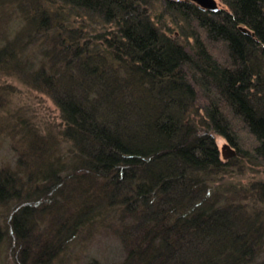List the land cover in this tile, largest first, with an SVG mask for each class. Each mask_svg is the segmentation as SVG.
<instances>
[{
  "label": "trees",
  "instance_id": "1",
  "mask_svg": "<svg viewBox=\"0 0 264 264\" xmlns=\"http://www.w3.org/2000/svg\"><path fill=\"white\" fill-rule=\"evenodd\" d=\"M219 1L0 0V20L17 24L1 28L0 74L51 98L68 155L17 120L28 158L0 171L16 264H45L111 221L120 264H264V213L221 191L230 163L215 141L264 165V0ZM66 178L75 209L56 235L30 236Z\"/></svg>",
  "mask_w": 264,
  "mask_h": 264
},
{
  "label": "rangeland",
  "instance_id": "2",
  "mask_svg": "<svg viewBox=\"0 0 264 264\" xmlns=\"http://www.w3.org/2000/svg\"><path fill=\"white\" fill-rule=\"evenodd\" d=\"M13 18L15 17L10 14L4 20H0V30L1 28H16L17 24L13 23ZM165 19L168 23V18ZM77 22L75 23L76 25L81 23ZM1 31L0 37L5 39V34L3 33L6 31ZM33 44L27 51L30 54L35 51ZM17 120H22L23 123L26 122L30 126L29 130L39 133L36 135L38 138L48 141L46 142L48 143L46 144L49 147L48 150L52 151L54 155L59 153L58 157H61V153L67 152L65 149L67 143H60L62 142L59 135L61 129L59 126L60 116L58 108L51 98L30 88L24 81H20L12 75L0 74V171L8 170L9 172L17 173L21 167L17 163V159L19 157L23 159L26 156L24 155V144H26L24 142L30 136L22 139V134L16 135L17 132L23 131V128H18L19 125H16ZM215 141L222 160H229L230 163L219 181L221 191L229 192L228 194L236 201V204L248 205L246 206L248 210H254L253 207L255 206V208L262 209L264 213V204L257 206L254 199V193L257 190L255 187L256 183L264 182V165L256 164L258 162L249 161L247 157L241 156L235 147L221 136H216ZM65 154V158L61 160L64 163L67 162L68 156L67 153ZM43 157L45 156L43 155ZM61 175L65 178V174ZM72 186L71 178H66L63 183H60V189L54 196L56 197L54 198L55 201L51 202L55 205L53 207L54 213H52L54 215L51 216L52 219L48 216L36 215L35 217L39 221L35 222V219L32 220L30 236L36 237L43 234L44 236H41L43 239L46 237L45 234L56 235L54 229L62 223L60 217L68 216L75 209L72 202L75 201L77 192ZM6 199L7 195L1 193L0 230H2V233L0 235V264H16L11 256L10 243L8 242V237L11 236V233L9 229L6 230L4 228V224L7 221L6 215L9 212L7 209L10 205H8L10 200L5 201ZM252 199L253 204L251 205ZM108 222H110L109 218L106 223ZM110 224L111 226H106V224L87 225L81 230L85 229L78 237L60 248L57 254L53 255L45 264H120L125 257V251L123 242L117 233L119 223L111 221ZM6 231L9 233L7 234ZM10 239L12 241V238ZM31 250L29 251L30 256L34 255ZM260 255L264 254L261 253ZM262 258L259 257L258 261L262 260Z\"/></svg>",
  "mask_w": 264,
  "mask_h": 264
},
{
  "label": "water",
  "instance_id": "3",
  "mask_svg": "<svg viewBox=\"0 0 264 264\" xmlns=\"http://www.w3.org/2000/svg\"><path fill=\"white\" fill-rule=\"evenodd\" d=\"M190 1L195 2L203 9H209L212 11H216L218 9V4L216 0H190Z\"/></svg>",
  "mask_w": 264,
  "mask_h": 264
},
{
  "label": "bare ground",
  "instance_id": "4",
  "mask_svg": "<svg viewBox=\"0 0 264 264\" xmlns=\"http://www.w3.org/2000/svg\"><path fill=\"white\" fill-rule=\"evenodd\" d=\"M216 2H217V0H216ZM217 4H218V8H220V5H221L220 1L217 2Z\"/></svg>",
  "mask_w": 264,
  "mask_h": 264
}]
</instances>
